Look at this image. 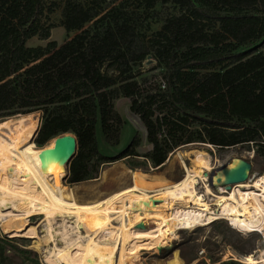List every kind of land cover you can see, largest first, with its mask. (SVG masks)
<instances>
[{
	"label": "trees",
	"instance_id": "1",
	"mask_svg": "<svg viewBox=\"0 0 264 264\" xmlns=\"http://www.w3.org/2000/svg\"><path fill=\"white\" fill-rule=\"evenodd\" d=\"M165 4L174 12L147 36L151 26L142 31L141 16ZM55 7L0 0V119L40 112L37 147L73 134L70 183L90 179L92 161L103 163L97 125L107 144L119 143V98L130 100L142 122L152 147L143 157L154 168L196 143L252 145L264 155V54L257 48L264 0H66L60 27L77 34L59 47L27 46L34 37L49 39L53 27L42 18ZM147 59L162 68L163 83L143 88L138 78ZM139 144L135 136L118 159L137 156Z\"/></svg>",
	"mask_w": 264,
	"mask_h": 264
},
{
	"label": "bare ground",
	"instance_id": "2",
	"mask_svg": "<svg viewBox=\"0 0 264 264\" xmlns=\"http://www.w3.org/2000/svg\"><path fill=\"white\" fill-rule=\"evenodd\" d=\"M30 114L0 122V230L30 238L44 264H141L142 251L167 246L179 230L217 220L264 236V175L216 192L207 181L214 165L200 151L192 152L191 167L182 164L184 177L172 185L147 191L133 181L96 202L78 203L62 182L69 155L54 142L32 147L39 122ZM34 216L41 217L42 237L35 228L26 231ZM234 260L264 264V249Z\"/></svg>",
	"mask_w": 264,
	"mask_h": 264
},
{
	"label": "rangeland",
	"instance_id": "3",
	"mask_svg": "<svg viewBox=\"0 0 264 264\" xmlns=\"http://www.w3.org/2000/svg\"><path fill=\"white\" fill-rule=\"evenodd\" d=\"M76 1H86L88 4L91 1H94L95 4L102 2V0ZM44 2L46 6H50L52 3L56 4L54 10L50 14L46 13L45 17L42 18L43 24L50 25L53 28L50 30L48 40H40L34 37L27 42V46L29 47H44L48 42H55L59 47L77 34V32L66 33L60 27L61 13L66 0H44ZM152 12L153 14L148 13L147 16L145 14L141 16L142 31L146 28L147 24L151 26L150 30L146 32L147 36L161 28L163 20L174 12V7L172 4L158 5ZM257 48L258 51L264 54V40L259 43ZM140 69L141 73L138 80L143 88L154 87L163 83L162 74L164 72L162 68L156 66L153 60L147 59L142 63ZM129 106V99L119 98L114 101V108L121 117L123 124L117 145L107 144L100 126L97 125L95 130L97 152L104 160L101 164L96 165L95 161H92L89 165L91 174L88 178L90 179L79 183H70L69 168H66V173L62 180L63 186L65 190L72 191L78 203L87 204L96 202L113 192L129 187L133 181L136 185L147 191L172 185L184 177L185 169L183 165L188 166V168L191 167V154L195 151L206 153L214 165V170L223 166H232L237 160H245L251 163L249 179L264 175V155L257 157L254 151L255 148L252 145L224 149H217L209 144L196 143L184 145L171 152L164 164L154 168L143 157L152 149L146 140L145 128L138 116L130 112ZM30 115L35 120L37 119L40 124V112H34ZM10 118H2L0 122H4ZM135 136L139 138L140 142L139 147L135 150L137 156L118 159L119 155L129 146ZM35 138L36 134L31 142L32 147H37ZM199 186L201 187V185ZM63 195L67 197L66 193ZM211 211L216 212L213 208ZM40 221L41 217L39 216L31 217L26 223V231L35 228L38 237H42L40 232L43 228L38 227ZM43 245L48 246L49 249L52 248L51 244L43 243ZM30 246V238L23 236L10 237L0 230V263L44 264L43 254L31 249ZM45 249L47 250L44 247ZM262 249H264V236L261 233L242 234V232L240 233L233 229L226 221L217 220L213 224L210 223V225L196 228L195 230H179L175 233L174 240L167 246L154 251H142L140 253V263L220 264L224 261L234 260L236 256L255 257ZM236 262L240 263L238 260Z\"/></svg>",
	"mask_w": 264,
	"mask_h": 264
},
{
	"label": "water",
	"instance_id": "4",
	"mask_svg": "<svg viewBox=\"0 0 264 264\" xmlns=\"http://www.w3.org/2000/svg\"><path fill=\"white\" fill-rule=\"evenodd\" d=\"M53 142L56 145L59 144L61 148L69 155V160L66 166V168H69L70 163L77 154L76 137L71 133H64L50 139L47 143L50 145ZM250 172V162L245 160H237L236 164L230 169H228V166H223L214 170L208 176V185L216 192H218L221 187H226V189L229 190L233 185L247 181ZM214 174L216 175L213 176ZM136 227L137 229H144L143 224H139Z\"/></svg>",
	"mask_w": 264,
	"mask_h": 264
}]
</instances>
